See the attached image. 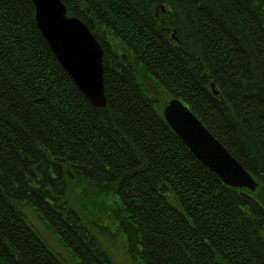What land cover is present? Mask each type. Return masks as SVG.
Listing matches in <instances>:
<instances>
[{
	"label": "trees",
	"instance_id": "obj_1",
	"mask_svg": "<svg viewBox=\"0 0 264 264\" xmlns=\"http://www.w3.org/2000/svg\"><path fill=\"white\" fill-rule=\"evenodd\" d=\"M61 1L102 46L107 106L58 62L31 0H0V264H66L21 205L77 264H116L72 200L81 185L120 201L140 264H264V0ZM175 98L256 190L197 159L165 119Z\"/></svg>",
	"mask_w": 264,
	"mask_h": 264
},
{
	"label": "water",
	"instance_id": "obj_2",
	"mask_svg": "<svg viewBox=\"0 0 264 264\" xmlns=\"http://www.w3.org/2000/svg\"><path fill=\"white\" fill-rule=\"evenodd\" d=\"M38 29L54 56L80 91L98 109L107 106L104 51L90 29L77 17L69 16L61 0H31ZM211 89L219 95L214 83ZM168 124L190 151L223 183L256 190L252 175L179 99L163 110Z\"/></svg>",
	"mask_w": 264,
	"mask_h": 264
},
{
	"label": "rangeland",
	"instance_id": "obj_3",
	"mask_svg": "<svg viewBox=\"0 0 264 264\" xmlns=\"http://www.w3.org/2000/svg\"><path fill=\"white\" fill-rule=\"evenodd\" d=\"M146 87L151 96H157V91L159 89H156L152 82L146 81ZM74 193L72 200L85 219L86 224H94L97 227H103L110 233L109 237L97 238L99 242L102 243L105 250L109 252L112 260L116 264H140L130 252L126 236L119 231L120 223L118 216L122 208L120 201L111 196L106 198L98 195L93 192L91 187L85 185L79 186L78 190ZM257 198L264 206V196L258 192ZM170 200L174 205H177V201L173 196H170ZM21 211L48 246L59 255L63 262L66 264H77V261L73 259L70 252L59 243L58 238L48 229L47 225L39 220L32 208L21 205Z\"/></svg>",
	"mask_w": 264,
	"mask_h": 264
},
{
	"label": "bare ground",
	"instance_id": "obj_4",
	"mask_svg": "<svg viewBox=\"0 0 264 264\" xmlns=\"http://www.w3.org/2000/svg\"><path fill=\"white\" fill-rule=\"evenodd\" d=\"M93 34V33H92ZM94 35V34H93ZM96 38V37H95Z\"/></svg>",
	"mask_w": 264,
	"mask_h": 264
}]
</instances>
